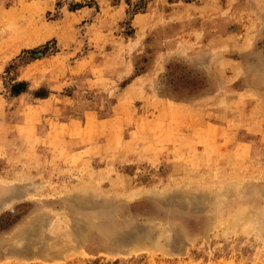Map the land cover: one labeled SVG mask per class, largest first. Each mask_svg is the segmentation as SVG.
Segmentation results:
<instances>
[{
  "label": "rangeland",
  "instance_id": "374dc122",
  "mask_svg": "<svg viewBox=\"0 0 264 264\" xmlns=\"http://www.w3.org/2000/svg\"><path fill=\"white\" fill-rule=\"evenodd\" d=\"M230 263L264 264V0H0V264Z\"/></svg>",
  "mask_w": 264,
  "mask_h": 264
},
{
  "label": "bare ground",
  "instance_id": "6f19581e",
  "mask_svg": "<svg viewBox=\"0 0 264 264\" xmlns=\"http://www.w3.org/2000/svg\"><path fill=\"white\" fill-rule=\"evenodd\" d=\"M236 174H237V173H236ZM235 181H236V180H235ZM231 182H232V181H231ZM237 184L239 185V183H237ZM237 184H236V186H237ZM225 186H226V185H225ZM236 186H235V187H236ZM230 187H231V186H230ZM239 187H240V186H239ZM134 191H135V190H134ZM137 191H138V190H137ZM142 191H143V190H142ZM146 191H147V190H144V192H146ZM236 191H237V190H236ZM139 192H140V191H139ZM148 192H150V191H148ZM137 193H138V192H137ZM142 193H143V192H142ZM225 193H226V192H225ZM228 193H229V192H228ZM232 193H234V192H232ZM237 193H238V191H237ZM237 193H236V194H237ZM236 194H235V195H236ZM135 195H136V194H135ZM135 195H133V196H135ZM139 195H140V194H139ZM124 196H128V195H124ZM124 198H125V197H124ZM129 198H130V196H129ZM129 198H128V199H129ZM132 198L135 199V197H132ZM136 198H138L137 195H136ZM126 199H127V198H126ZM130 199H131V198H130ZM241 213H242V212H241ZM241 213H240L239 215H241ZM246 213H247V212H246ZM248 214H249V213H248ZM248 214H247V215H248ZM250 214H251V213H250ZM236 216H237V215H236ZM241 216H244V213H243ZM254 216H255V215H254ZM238 217L240 218V216H237V217H235V218H238ZM235 218H234V219H235ZM241 218H243V217H241ZM223 219H224V218H223ZM249 219H250V218H249ZM232 220H233V219H232ZM244 221H245V220H244ZM257 221H258V219H257ZM216 222H217V221H216ZM240 222H241V221H240ZM238 223H239V222H238L237 219H236V220L233 221L232 224H230V225H232V226L234 227V226H237ZM245 224H246V223H245ZM230 225H228V226H230ZM224 227H225V226H224ZM254 227H255V226H254ZM250 228H251V227H250ZM236 229H237V228H236ZM256 230H257V229H256ZM256 230H255V231H256ZM255 231H254V232H255ZM258 231H259V230H258ZM60 232H61V231H60ZM76 232H77V231H76ZM225 232H226V231H225ZM247 232H248V231H247ZM256 232H257V231H256ZM256 232H255V233H256ZM259 232H260V231H259ZM260 233H261V232H260ZM79 234H80V233H78V235H79ZM256 234H259V233H256ZM261 234H262V233H261ZM260 236H261V235H260ZM262 236H263V234H262ZM77 238H78V237H77ZM139 238H140V237H139ZM142 239H143V238H142ZM149 239H150V238H149ZM136 240H137V239H136ZM138 240H139V239H138ZM153 240H154V239H153ZM18 241H19V240H18ZM133 241H134V240H133ZM136 242H138V243H136V246H138V245L140 246V245L143 243V242H141V241H140V242H139V241H136ZM133 243H134V242H133ZM152 243H153V242H152ZM145 244H146V242H145ZM121 245H122V244H121ZM151 245H152V244H151ZM132 246H133V245H132ZM134 246H135V244H134ZM159 246H161V245H159ZM143 247H144V246H143ZM145 247H146V246H145ZM151 247H152V246H151ZM153 247H154V246H153ZM153 247H152V248H153ZM187 248H188V247H187ZM187 248H186V251H187ZM155 249L158 250L159 248L157 249V248L155 247ZM160 249H161V248H160ZM165 249H166V248H165ZM125 250H126V249H125ZM163 250H164V249H163ZM151 251H154V249L151 250ZM161 251H162V249H161ZM66 253H68V252H66ZM134 253H135V252H134ZM164 254H165V253H164ZM54 255H55V254H54ZM182 255H183V254H182ZM127 256H129V255H127ZM19 257H20V256H19ZM32 257H33V256H32ZM124 257H125V256H124ZM42 258H43V257H42ZM61 258H62V257H61ZM52 260H53V259H52ZM43 261H44V260H43ZM45 262H46V260H45ZM230 264H231V263H230Z\"/></svg>",
  "mask_w": 264,
  "mask_h": 264
}]
</instances>
